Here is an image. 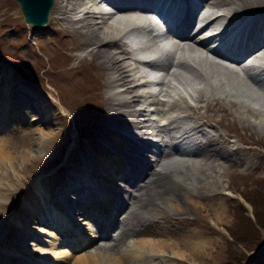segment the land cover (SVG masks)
<instances>
[{
  "label": "bare ground",
  "instance_id": "obj_1",
  "mask_svg": "<svg viewBox=\"0 0 264 264\" xmlns=\"http://www.w3.org/2000/svg\"><path fill=\"white\" fill-rule=\"evenodd\" d=\"M102 2L113 5L117 14L98 16L102 15L98 8L101 0H54L48 24L52 32L64 36L62 47L58 48L63 54L58 68L75 70L80 63L95 61L91 67L81 68L80 76L68 78L74 83L67 81L69 92L81 96L77 102L82 109L92 108L94 122L89 142L84 143L79 134L85 117L69 107L59 92L52 94L51 102H46L25 82L6 77L4 70H0V129L14 123L12 134L0 140L1 168L6 161L0 174L12 182L16 177L17 181L14 188L11 183H0V189L13 194L9 202L0 201L3 219L18 194L26 190L35 170L32 164L57 163L54 169L43 171L34 180L26 208L19 214L29 211L35 224L18 221L17 234L12 236L9 229L0 230V264H68L72 258L86 264H213L228 243L223 232V226L228 225L227 214H232L234 206L240 208L231 201L233 193L222 191L230 188L223 185L228 169L236 168L239 161L228 150L234 153L241 147L260 154L255 145L264 150V82L258 77L264 79V68L257 73L253 69L259 65L251 69L235 66L249 53L250 57L264 59V0ZM149 5L163 8L170 19V48L157 46L155 35L149 34L138 49L150 53L143 55L147 59L137 58L122 37L129 30L155 27L147 11ZM216 7L221 12L213 17L208 12ZM15 20L14 10L0 3V39L7 23ZM223 23V30L216 35L220 46L209 57L202 51V38L208 27ZM33 39L40 46L49 40L43 33L34 34ZM84 46L85 55L65 54ZM176 52L188 57L175 63ZM74 58L78 64L70 66ZM33 64L36 69L38 63ZM143 64H161L167 75L185 87L192 86L193 79L169 69L175 66L191 72L203 83L194 87L195 103H189L179 93L161 101L146 88V80L139 81L145 76L143 71L134 75ZM161 84L164 94L172 88L166 79ZM86 85L106 88L102 98L104 110L97 101L100 93L88 96L92 88ZM154 102L158 105H151ZM146 103H151L148 108ZM30 108L31 120L41 121L47 131L21 128L22 119L29 115L26 109ZM69 119L74 122L75 134L71 133ZM234 119L242 122L236 123ZM239 123L249 131L250 139L243 141L245 147L231 138V130H226L231 125L241 127ZM213 128L223 131L215 132ZM37 131L38 136L33 138ZM25 136H31V143L37 146L35 155ZM175 136H179L176 142ZM198 137L201 139L195 142ZM14 140L26 152L19 165L6 149ZM186 143L195 147L187 149ZM248 160L249 167L258 166V161ZM262 178L256 176L254 180L264 183ZM237 193L242 198L246 195L239 189ZM226 203L231 204L230 209L225 208ZM60 213L67 224L62 232H57L47 220ZM71 219L78 235L68 229ZM231 227L228 225L227 231ZM113 228L118 231L110 242L98 245L93 252H76L96 240H106ZM31 233L36 235L27 244ZM31 245L33 250L28 249ZM111 252L114 254L108 255ZM34 253L36 260H31Z\"/></svg>",
  "mask_w": 264,
  "mask_h": 264
},
{
  "label": "rangeland",
  "instance_id": "obj_2",
  "mask_svg": "<svg viewBox=\"0 0 264 264\" xmlns=\"http://www.w3.org/2000/svg\"><path fill=\"white\" fill-rule=\"evenodd\" d=\"M0 3H2L3 7L9 6L12 10H14L15 15L17 16V20H15V23H7L5 33L0 39V70H4V73L6 77H12L15 79H19L22 82H25L28 86H30L37 94L46 101L51 102L53 100L52 94H55L56 92H59V94L64 98V102H66L69 107H71L75 111H80L79 115L81 117H85V119L82 121L81 124V131H79V134L81 136V139L84 143L89 142L90 136L92 135V131L90 127L93 124V118L94 115L92 114V108L85 107L82 109L81 104H78V100L81 97L80 95H76L74 92L73 95L69 92V84H67V81L70 78H76L77 76H80V70L81 68L91 67L95 63V61H85L86 63H80L75 70H69L66 67H59V63L62 61V53L58 49L59 46L62 47L61 41L64 39V36L56 35L54 32L51 31V29L48 27L50 18L48 23L41 29H34L31 25L26 24L22 19V14L20 12L18 3L15 0H0ZM50 17V13H49ZM7 22V20H6ZM202 31V30H200ZM198 31V33L200 32ZM43 33L45 36H48L49 40L47 42H44L40 45H37L34 43V34ZM196 33V34H198ZM195 34V35H196ZM43 50V51H42ZM87 52L86 46H84L81 49L75 50V51H65L66 53L76 54L77 56L85 55ZM35 61L38 64H35L36 69L34 67L33 62ZM77 65L78 60L73 59L70 62L71 65ZM51 66V67H50ZM69 66V65H68ZM235 66H237L235 64ZM57 68V69H56ZM238 68V66H237ZM49 69V70H48ZM191 73V72H190ZM187 74L186 76L193 79L195 84H198L199 86H203V83L194 77V75L191 73ZM69 78V79H68ZM9 80V79H7ZM69 83H74L73 80H69ZM79 83L78 81L76 82ZM248 83L251 84L256 91L257 90L255 84L248 79ZM86 88L90 89L92 88L91 94L88 96H94L96 93L99 94V98L97 99L98 103L103 106V95L105 93L106 88H100L97 87L94 89V85H86ZM94 89V90H93ZM52 97V98H51ZM78 101V102H77ZM195 102V101H194ZM56 103V102H55ZM57 106L61 107L60 104L56 103ZM80 105V107H79ZM85 105V104H84ZM152 105H158L153 103ZM259 105V104H258ZM55 106V105H54ZM56 107V106H55ZM22 110V109H21ZM28 118L25 117V119H22V123L20 126L21 128H27L30 126V128H38L47 131V129L44 128V124L41 121H38V119L31 120V117L33 115L32 108L26 109ZM204 110L202 109V112ZM15 113V110L14 112ZM40 115V112H37V116ZM156 117V115H154ZM23 118V116H20ZM215 118L218 119L219 115L215 114ZM235 120V119H234ZM70 121V129L71 133L75 134V130L73 128V121ZM236 123L242 122L240 119L235 120ZM5 122V120H4ZM6 124L4 127L0 129L2 131L0 133V140L10 136L12 134V125ZM47 126H53L52 124H46ZM239 125L242 127V123ZM233 127L231 125L230 129L227 128V131H230L231 138L233 140L239 141V146L245 147L246 144H244V140L247 141L249 138L248 136V130H244L242 127ZM215 132H222L223 130L221 128H213ZM5 133L3 134V132ZM7 135V136H6ZM38 131L35 132L32 137H37ZM25 140L29 143L33 141L31 139V136H25ZM32 145H29V149H32L33 155L37 153V146L31 143ZM88 144V143H87ZM257 149H259L260 154L252 152H247V150L242 149L241 147L237 152L228 150L229 154L232 153L234 157H237L238 160V166L236 168H229L228 169V176L225 177V180L223 182V185H229V190L222 189V191H227L233 193L232 195L235 196L234 198H231V201L234 203H238L240 208H237L236 206L232 207V214H227V224L232 226L231 229L232 232L238 231L240 229H246L247 226V220L244 218L246 216L247 218L251 219V221L256 226L257 230H259V235L257 234L258 238L260 237L261 242L250 239V236L248 235H240L237 236V241H234L231 239L229 231H227L226 227L228 225L223 226V232L226 237V240L228 241L227 244H224L222 252L218 258L213 262V264H264V227H262V224H264V183H260L261 181L254 180L256 176L264 179V150L258 146L255 145ZM11 148H14L11 152ZM0 149H1V142H0ZM9 150L8 155L13 156L12 160L16 162V165L22 164V157L25 156L26 152H24L21 147H19V143L15 140L13 141L12 145L6 148ZM36 149V151H34ZM66 152V150H65ZM62 153V151H61ZM251 160L252 162L258 161L257 167H249L247 164V160ZM248 160V161H249ZM12 161V162H13ZM57 166V163H45V162H34L32 164V168L35 169L34 172L31 174V178L26 185V190L24 192H21L17 196V200L13 202L12 206L10 207V212H7V216L5 219H3V210L0 208V230H8L10 231V235L17 234L18 226L16 223L18 221L24 222L27 221V223H31V225H34L36 222L32 218V216L29 215V211L25 212L23 215H19L23 213V209L26 208L25 203L26 199L30 193V191H33V183L36 178L41 176L43 174V171H49L54 169ZM6 167V161L3 162V166L1 168L0 165V173L3 170V168ZM44 169V170H43ZM0 182L3 184L11 183L13 184V188L16 186V177H14L13 182L6 177H3L0 174ZM0 187H3L0 185ZM245 191L246 195H244L248 201L251 203L252 208L248 201L245 198H242L239 193H237V190ZM0 193L1 202L7 203L9 200L12 199L13 194L10 192V190L5 189L2 190ZM4 191V192H3ZM17 190H14L16 192ZM248 192V194H247ZM205 194H208L209 191H204ZM226 194V193H225ZM230 195V194H227ZM61 196V194H60ZM256 196L258 198H256ZM29 198V197H28ZM230 201V202H231ZM186 207L187 205L184 204ZM226 209L231 208V204L226 203L225 204ZM243 209L244 211L239 213V210ZM252 209V212H251ZM235 211V212H234ZM257 212L259 215V218L256 216L253 217V213ZM126 212H123V215H125ZM74 220V219H73ZM72 219L68 221V229L73 230L76 235H78V231L76 228H73L72 226L75 225V221ZM3 222V223H2ZM48 222V220H47ZM53 224V228H59L63 230V227L65 229V226L67 222H61L60 218L56 217L55 220L51 221ZM91 225L94 223L91 221ZM48 224V223H47ZM28 225V224H27ZM52 227V226H51ZM226 229V230H225ZM117 228L111 229L110 233L111 236L107 238L106 240H96L93 243L87 244L83 247H80L76 252L77 253H84V252H93L94 249L103 243L110 242L112 240V237L117 233ZM29 234V233H28ZM36 235V234H34ZM31 233V235L27 236V244H30V241L34 238ZM80 235V234H79ZM74 240V238H73ZM13 243H16V240L12 238ZM76 239L74 240L76 244ZM97 242V243H96ZM34 246L31 245L28 247V249L33 250ZM35 251V250H34ZM114 253H108V255H113ZM36 253L32 255L31 260H36ZM71 263L68 264H86L84 261H78L77 258L70 259ZM145 264V263H144ZM176 264H184L182 262H177ZM211 264V263H210Z\"/></svg>",
  "mask_w": 264,
  "mask_h": 264
},
{
  "label": "water",
  "instance_id": "obj_3",
  "mask_svg": "<svg viewBox=\"0 0 264 264\" xmlns=\"http://www.w3.org/2000/svg\"><path fill=\"white\" fill-rule=\"evenodd\" d=\"M18 3L22 19L35 30L43 28L49 21V13L54 0H15Z\"/></svg>",
  "mask_w": 264,
  "mask_h": 264
},
{
  "label": "trees",
  "instance_id": "obj_4",
  "mask_svg": "<svg viewBox=\"0 0 264 264\" xmlns=\"http://www.w3.org/2000/svg\"><path fill=\"white\" fill-rule=\"evenodd\" d=\"M244 198L248 201L249 199H247L245 196ZM256 198H258L256 196ZM248 203H250L248 201ZM251 204V203H250ZM244 210L243 209H240L239 210V213L243 212ZM256 216L257 218H259V215L257 214V212H254L253 213V217ZM244 218L247 220V226H246V229H240L238 231H233L232 230H229V234H230V237L234 238L235 240L238 239L237 236H240V235H248L250 236V239L256 241L258 239L257 242H261L260 240V237L258 238L257 234L259 235V230H257L256 226L254 225V223L251 221V219L247 218L246 216H244ZM262 227H264V224H262Z\"/></svg>",
  "mask_w": 264,
  "mask_h": 264
}]
</instances>
